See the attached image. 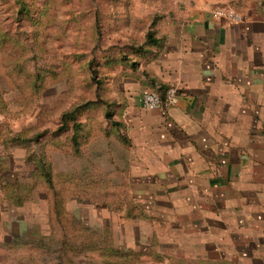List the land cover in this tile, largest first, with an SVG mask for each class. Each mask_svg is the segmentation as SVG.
Returning a JSON list of instances; mask_svg holds the SVG:
<instances>
[{"label":"rangeland","instance_id":"obj_1","mask_svg":"<svg viewBox=\"0 0 264 264\" xmlns=\"http://www.w3.org/2000/svg\"><path fill=\"white\" fill-rule=\"evenodd\" d=\"M191 2L0 0V157L5 159L0 185L33 186L17 219L11 221L17 210L9 203L0 205V242L22 235L34 239L25 247H0V264H264V232L244 226L235 231L228 216L214 234L204 231L189 240L191 234L175 226L151 233L153 225L127 216L133 196L124 161L131 138L126 127L116 125L123 112L118 110L121 82L137 59L132 46L143 44L162 19L178 15ZM218 7L264 12V0H227L214 3L213 10ZM92 102L79 120L98 133L83 132L77 151L72 129L59 131L61 117ZM107 108L113 110L111 117ZM22 131L29 138L43 135L27 147L10 144L6 150L1 140ZM43 154L66 210L78 224L97 231L101 243L82 247L85 236L67 225L63 230L59 224L51 234L50 190L34 175L35 161L28 160ZM62 174L79 181L69 186ZM94 180L101 185L93 188Z\"/></svg>","mask_w":264,"mask_h":264},{"label":"crops","instance_id":"obj_2","mask_svg":"<svg viewBox=\"0 0 264 264\" xmlns=\"http://www.w3.org/2000/svg\"><path fill=\"white\" fill-rule=\"evenodd\" d=\"M226 1L194 0L162 19L154 28L162 45L121 82L125 177L141 212L132 220L153 225L151 233L175 226L189 240L214 234L226 216L235 231L264 232V12L247 10L240 23L215 18L214 3ZM171 85L176 105L142 108L144 92ZM4 203L17 219L23 205L0 188Z\"/></svg>","mask_w":264,"mask_h":264},{"label":"trees","instance_id":"obj_3","mask_svg":"<svg viewBox=\"0 0 264 264\" xmlns=\"http://www.w3.org/2000/svg\"><path fill=\"white\" fill-rule=\"evenodd\" d=\"M162 45V38H158L156 35V30L153 28L152 30H150L145 38V41L143 44L141 45H134L132 46V50H133V54L137 57L136 60H133L131 62V67L132 68H136V66L138 65V60L140 58H145L148 56V54L151 51V48L153 47H160ZM120 61H124L125 58L122 56L121 58H119ZM165 88L163 86H160L159 88H157V90L159 91H163ZM105 103V102H104ZM92 103L89 104H85V105H78L66 112L63 113L62 117H61V122H62V126L59 129V131L62 132H66L68 131L70 128L73 131V134L71 136V140L73 142V146L75 148V150L79 151V146H80V138H82L83 136V132L86 133V135H95L96 133H98L97 130L95 129H91V128H87V123H83L81 122V120H79V116L82 114V112L85 110V108L88 105H92ZM110 108H107V116L111 117L113 115V110H109ZM116 125L118 126H122L121 122H117ZM85 127V130L84 128ZM56 133V132H55ZM43 134H37L34 135V137H27L24 135V132H17L11 136H6L3 138V143L8 146V145H16V146H29L31 141H38L39 138L42 136ZM28 160H32L35 161V165L37 167V170L35 172L34 175L37 174V177H41L43 178L44 182L48 185V188L50 190V194L49 197L52 199V204H51V213H50V224L52 227V233H55V228L58 227L59 224H61L62 229L64 230L66 225L70 226L74 229V232L77 231L79 232L81 235H83L84 240L82 243V247H88L91 245H94L93 243H98L100 241L97 240V231L92 230L90 228H87L83 225L78 224L75 220L73 215L68 212L66 210L64 201L62 202V198H60V191L57 190V183L55 180V176L53 177V173L51 170V166H50V162H48V160H46L45 155H36V156H29ZM2 160L0 158V166H1ZM60 178H64L65 179H69V183L68 185H74L76 182H78V178H76L75 176H67L62 174L60 176ZM93 188H95L96 185H101V182L99 183L98 180H94L92 183ZM103 185V184H102ZM90 187V186H89ZM0 188L5 192L6 198L15 200L14 203L17 206H21L22 204L25 203V201L27 200L28 196H29V192L30 190L33 188V186H29L28 184L22 185L20 184L18 181L14 182V183H10V182H5L3 184L0 185ZM62 189L64 190L65 187H62ZM62 190V191H63ZM76 191V190H75ZM80 191V190H79ZM78 191V192H79ZM28 195H24V193H26ZM105 196L107 197L106 192H104ZM131 198V197H130ZM105 201H108L107 198ZM128 201V209L129 212L127 214L128 217L133 218L136 217V211H140L139 209V204L134 200V198L132 197V199L127 200ZM108 205V203H107ZM109 206V205H108ZM139 213V212H138ZM138 216L141 215L137 214ZM109 226L106 227V234L109 232ZM110 236V235H109ZM66 236H64L65 239ZM34 240V239H32ZM32 240L30 239H26L24 238V236H20V237H16L13 238L10 241H5V242H0V247H25L28 244H30L32 242ZM66 245H68L66 243ZM67 248V247H66ZM66 248L64 249V251L66 250ZM72 248V247H70ZM65 253H63L62 255L64 256ZM122 252L115 250V254L114 255H121L122 256ZM61 255V257L63 258V256ZM67 260V259H66ZM71 264H74L73 262Z\"/></svg>","mask_w":264,"mask_h":264},{"label":"built area","instance_id":"obj_4","mask_svg":"<svg viewBox=\"0 0 264 264\" xmlns=\"http://www.w3.org/2000/svg\"><path fill=\"white\" fill-rule=\"evenodd\" d=\"M213 15L218 19H227L233 23H240L244 20V15L230 8L218 7L213 10ZM179 88L171 85L164 91L148 90L141 98V106L148 110L168 109L176 105L179 101Z\"/></svg>","mask_w":264,"mask_h":264}]
</instances>
